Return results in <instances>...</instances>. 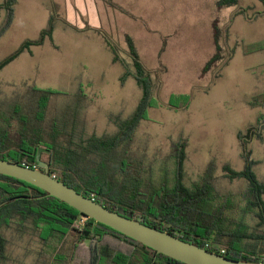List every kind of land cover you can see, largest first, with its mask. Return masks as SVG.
Here are the masks:
<instances>
[{
    "label": "rangeland",
    "instance_id": "374dc122",
    "mask_svg": "<svg viewBox=\"0 0 264 264\" xmlns=\"http://www.w3.org/2000/svg\"><path fill=\"white\" fill-rule=\"evenodd\" d=\"M44 1L18 0L15 4L13 20L0 35V61L24 40L38 37L47 23V11L41 6ZM115 1L127 9V14L101 2L95 4L101 29L127 63L126 68L112 62L110 50L96 36L56 30L52 40L59 50L47 40L0 70V107L7 110L11 102L27 99L33 85L51 89L56 93L46 109L48 121L65 124L74 142H86L92 134H114L132 117L142 97L132 74L121 80L125 70L134 71L123 37L128 33L155 81L151 101L134 128L129 148L131 154L143 160L146 182L154 187L163 181L168 186L173 184L172 142L182 138L186 141L185 186L192 188L200 183L212 163L216 200L220 198L217 202L224 203V196L230 198L225 226L233 228L243 222L246 232H254L257 219L252 212H243L248 182L244 178L228 180L223 166L242 170L238 133L264 114V5L260 0H240L218 9V0ZM5 18L1 9L0 30ZM214 20L221 31L224 58L201 74L214 52ZM247 148L255 160L253 169L264 183V127L260 136L250 139ZM40 160L46 161L47 157L40 155ZM4 233L8 259L0 264H40L42 260L64 264L53 261L52 256L57 245L66 248L70 239L43 243L31 230L19 235L5 228Z\"/></svg>",
    "mask_w": 264,
    "mask_h": 264
},
{
    "label": "trees",
    "instance_id": "16d2710c",
    "mask_svg": "<svg viewBox=\"0 0 264 264\" xmlns=\"http://www.w3.org/2000/svg\"><path fill=\"white\" fill-rule=\"evenodd\" d=\"M17 1L3 0L0 3V10L6 13L0 35L11 24ZM239 1L218 0L216 7H228ZM260 1L264 5V0ZM55 23L51 15L37 38L24 40L0 61V70L22 52L30 51L32 46L41 45L46 39L52 40ZM212 32L214 52L202 66L201 74L224 58L219 42L221 31L216 20L212 22ZM125 42L134 71L125 70L121 80L132 74L142 89L137 108L125 125L121 124L112 135L92 134L86 142H74L65 124L59 126V123L48 121L46 109L56 92L33 85L27 99L11 102L7 110L0 107V159L36 167L37 155L46 156L44 162L48 164L49 174L106 208L227 258L264 263V183L253 169L255 160L247 148L251 138L260 136L264 114L244 132L238 133L244 162L242 170H235L228 164L223 166L224 177L228 180L244 178L248 182L243 193L246 200L243 212H252L257 219V225L253 227L255 231L248 233L243 222L236 223L233 228L225 226L230 198L224 196V203L217 202L220 198L216 200L218 193L212 163L206 167L200 183L192 188L185 186L184 139L172 142L175 158L173 184L168 186L163 181L154 187L146 182L144 162L131 154L129 148L134 128L144 116L146 104L151 101L155 81L129 35H125ZM106 43L112 52V61L126 68L127 63L119 57L116 47L108 39ZM164 47L165 41L160 53ZM228 59L222 64L225 65ZM13 197L18 198L0 206V262L8 259L4 229L11 228L19 235L31 230L43 243L50 240L62 243L70 239L66 248L57 245L52 256L53 261L64 264H151L152 261L154 264H184L94 219L87 218L83 225H77L82 214L75 208L30 183L0 174V203ZM39 263L47 262L42 260Z\"/></svg>",
    "mask_w": 264,
    "mask_h": 264
},
{
    "label": "water",
    "instance_id": "95a60500",
    "mask_svg": "<svg viewBox=\"0 0 264 264\" xmlns=\"http://www.w3.org/2000/svg\"><path fill=\"white\" fill-rule=\"evenodd\" d=\"M0 174L30 183L47 195L78 210L83 216L103 223L120 233L154 249L157 253L183 262L184 264H264L251 260H235L187 242L167 231L151 227L137 219L129 218L104 207L93 198L84 196L73 187L58 180L48 171V164L37 155V166L30 167L5 159H0ZM13 197L0 206L17 199ZM151 264H154L152 261Z\"/></svg>",
    "mask_w": 264,
    "mask_h": 264
},
{
    "label": "crops",
    "instance_id": "0c3cea01",
    "mask_svg": "<svg viewBox=\"0 0 264 264\" xmlns=\"http://www.w3.org/2000/svg\"><path fill=\"white\" fill-rule=\"evenodd\" d=\"M95 1L101 2L107 8H111L113 10H117L119 12L127 14V9L121 6L115 0H45L44 2H42L41 6L44 7V9L47 11V22L51 15L56 21L55 28L52 33V38L56 30L72 33L74 35L86 36L88 38L96 36L103 44V46H106V48L110 50L109 46L106 43V39H108L111 43L112 41L101 29L99 11L97 10ZM130 17L133 18V16ZM125 35L130 36V34L125 33L123 36L124 39ZM47 40L50 39H46L45 42ZM50 41L52 48H54L55 50H59V45L54 43L53 40ZM43 44L37 46H42ZM37 46H32L30 48V51L24 52L31 53L34 47Z\"/></svg>",
    "mask_w": 264,
    "mask_h": 264
},
{
    "label": "built area",
    "instance_id": "2783aa9c",
    "mask_svg": "<svg viewBox=\"0 0 264 264\" xmlns=\"http://www.w3.org/2000/svg\"><path fill=\"white\" fill-rule=\"evenodd\" d=\"M87 218L88 217H86V216H80L78 219H77V225H83L84 223H85V221L87 220ZM222 251H224L223 249H222Z\"/></svg>",
    "mask_w": 264,
    "mask_h": 264
}]
</instances>
